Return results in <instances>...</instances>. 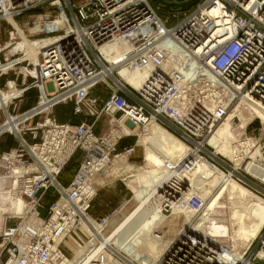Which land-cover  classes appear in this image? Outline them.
<instances>
[{
    "label": "built area",
    "instance_id": "obj_1",
    "mask_svg": "<svg viewBox=\"0 0 264 264\" xmlns=\"http://www.w3.org/2000/svg\"><path fill=\"white\" fill-rule=\"evenodd\" d=\"M45 3L54 15L41 21L39 29L47 35L44 40L55 41L41 57L39 101L20 114L3 113L2 123L0 85V139L10 133L17 142L6 152L0 143L3 264H68L71 257L64 243L73 236L78 238L76 243L82 241L84 226L91 224L90 212L98 194L94 181L107 175L115 160L130 159L139 146L137 142L120 147L124 135L119 120L143 130L154 122L190 148L182 163L205 160L213 165L219 154L209 150L214 148L208 140L232 111L243 102L264 111V0H201L174 26L160 16L163 5L154 0H90L79 7L71 0H0V23L9 22L18 35L10 21ZM120 44V50H110ZM173 59L176 66L164 72ZM185 59L198 63L193 76L184 72ZM131 63L149 69L140 89L116 76L117 67ZM3 66L0 61V78ZM8 86L17 89L13 81ZM99 86L111 90L106 99L95 94ZM32 87H24L17 97ZM69 102L73 114L83 118L80 124L59 123L53 117L55 107ZM104 116L110 118L111 129L98 136L96 128ZM37 117L43 118L33 125ZM239 123L238 117L233 119L236 127ZM245 132L239 136L241 163L231 160L238 175H252L247 171L253 163L252 150L259 148L264 155V135L258 139ZM250 142L254 143L246 157ZM78 152L84 159L65 187L59 178ZM220 161L219 167H230L228 161ZM261 168L264 172V164ZM256 180L264 185L263 180ZM52 189L59 199L43 216V199ZM186 192V187L173 182L162 191L166 213L177 207L202 210L201 196L187 199L183 197ZM4 196L22 201L24 208L17 213L11 201L6 203L4 198L3 203ZM210 239L195 231L183 232L156 264H264V237L258 241L256 254L244 252L232 262L220 258L228 247ZM109 263L133 264L122 258ZM91 264L105 263L97 259Z\"/></svg>",
    "mask_w": 264,
    "mask_h": 264
},
{
    "label": "bare ground",
    "instance_id": "obj_2",
    "mask_svg": "<svg viewBox=\"0 0 264 264\" xmlns=\"http://www.w3.org/2000/svg\"><path fill=\"white\" fill-rule=\"evenodd\" d=\"M88 1L90 0H83L79 3L76 2L73 4L79 7ZM10 22L13 25L14 21ZM54 41L55 40H37L27 42L25 53L26 56L35 64L36 69L33 74H35V76H37V79H39V81L35 85L36 87L41 86V80L39 76L40 55H42L47 47L54 43ZM9 46L10 45H7V47H5L3 50L10 48ZM121 48L122 44L112 46L110 50L117 51ZM175 53L179 55L182 54L179 50H176ZM173 61L174 59L168 61L166 69H163L164 72L165 70L169 71L171 66H176ZM185 63H187V67H185L186 70L184 72L188 74V76H193L195 71L199 69L198 63L189 59H185L183 65H185ZM13 65H15V61L6 64L5 66H3V69L6 68V72H9L10 67H12ZM113 69H111L110 72H113ZM180 69L181 67H179V70ZM148 70L149 69L147 68H140L139 66L131 63L117 67L116 72L118 78L121 81H125L132 87L140 89L149 75ZM202 72L207 74V71L205 70H203ZM209 77L210 79L214 80V76H212L211 74L209 75ZM10 93L8 94L3 92L2 94V103H4L2 104V107L4 109L5 115L8 114V107L6 106L8 103L7 100H9V98L17 97L22 94L21 90H14L12 92V95H10ZM236 117L240 119V123L237 127L233 124V119ZM255 118L261 119L264 125V111L259 108L250 106L245 102L237 106L236 109L233 110L229 117L226 119V121H224L223 124L213 132L208 140L209 144L216 150L215 154H221L235 161L237 164H240L242 154L240 153L241 148L239 146V143L241 142V140L239 136H241L247 130V126ZM119 126L121 127L120 133L122 135H139V145L143 146L145 150L149 147H152V153H161L163 147L168 144L174 152L169 156V158L163 165L153 168L149 171L142 170L139 166L131 164L129 162L130 159L128 158H119L113 162L107 172V175L98 177L94 181L96 190H98L99 192L101 189L107 187L109 188L110 185L115 184L117 181L116 178L118 177V173H120L121 171L125 172L126 176L124 178V181H126V184L132 190L134 194L133 199L139 205L135 208V210L129 212L128 214L126 213L127 215L117 225L115 224L116 226L113 228L109 236H106L105 238H102L101 231L97 234H92L88 230H85L87 234H89L91 238H93L91 241L89 240L90 243L93 244V247L89 254H86V256L83 255L85 257L84 260L82 259V261H80L78 264H91L92 261H96L97 259L106 264V262L110 260L109 258L111 256L105 250V247L108 246H116L120 248V250H122L125 255L128 254L129 260L133 264H156L159 259L163 257L171 244H173L174 241L183 232L193 233L195 231L196 233L203 235V237L206 236L207 238H209L210 236H208L207 233L204 232L205 226L203 222V215H201V218L196 223L193 221L195 216L200 214L201 211L196 212L192 208L188 209L187 207L183 209L181 207H177L173 212L175 215L172 217L174 218L175 216L180 215V213L184 215V230L175 233L173 236L174 239L169 238L168 240L164 241L160 239L155 243V246H153L152 244L148 248L149 254H151L155 260L154 262L150 261L149 258L145 256H141L140 253L136 252L135 250H132L131 253L127 252V246L129 245L128 243H132L134 246L138 245L143 238H146L147 235H150V232H153L155 227L159 225L164 226L166 221H168V219L164 215L167 211V206L165 205L166 196L162 193V191L168 188V186H170L172 182L175 185L179 184L186 187L187 192L183 195V197L186 196L187 199H191L194 194H199L201 196L202 190L207 186H219L220 188L228 190V201L231 207L232 216L230 239L234 243V250L232 251V255L225 256L226 252H231V249L227 251L230 247L227 246L228 249L226 248L227 250H225L220 258L225 262H232L234 259L239 260L242 256V253L237 252V246L239 245V242H242L248 247L251 244V240H255L264 228V200L254 194V192H251L249 188L239 184L235 179L232 178L231 174L227 175L220 168L211 165L205 160L196 161V163L192 161L189 164H186L185 162L182 163L183 161H185L184 159L186 158L187 154L191 152L190 148L183 142L179 141L170 132L156 125L154 122L147 125L144 128L145 130H143V132L145 133L142 134L139 133V127H131L123 119L119 120ZM125 127H128L133 131L138 129V131L131 134L129 129H126ZM11 128L12 130L14 129V127ZM253 143L254 142H250V145L245 148L246 157H248V153L249 151H251ZM255 147L256 146H254V148ZM249 154H251L250 157L253 159V163L248 164L247 171L256 178L264 181V172L261 168V166H263L264 164V155L259 148H255ZM4 198L5 196L2 199L3 203H5ZM5 199L8 200V202L6 201V203H9V201L12 202L15 209L17 208L15 210L17 213H19L18 211H21L24 208L25 204L22 201H13V199L11 200V198L8 196ZM149 199H152V201L148 203ZM3 209L7 211L9 210V207ZM176 219L177 221H175V218L171 220L168 226H172L174 224L178 225L181 219ZM2 222L3 216L1 213L0 227L2 225ZM85 228L86 226H84V229ZM243 235H249L252 239L249 238L247 239V241H245ZM212 239L214 241V238ZM213 241L211 240L213 244H219L221 245V247H223V244H221L223 242L217 243ZM160 242L162 243L161 245ZM123 245H126V250H123ZM64 246L69 253L74 251L71 248V243H69L68 240L64 243ZM81 253H79L78 255H80ZM73 261L68 258V264H73Z\"/></svg>",
    "mask_w": 264,
    "mask_h": 264
},
{
    "label": "rangeland",
    "instance_id": "obj_3",
    "mask_svg": "<svg viewBox=\"0 0 264 264\" xmlns=\"http://www.w3.org/2000/svg\"><path fill=\"white\" fill-rule=\"evenodd\" d=\"M73 3H79L83 0H71ZM201 2L199 0L190 10L188 11H178L177 17H174V13H176L177 9L162 7L160 11V16L162 18H168L170 20V26H174L178 20H181L185 13L191 11L197 4ZM54 15V10L51 8L48 3L40 4L37 8L32 9L26 12L24 15L15 19L13 26L15 29L17 27H21L20 30L22 32H18L17 35L15 30L12 28L11 24L7 21H2L0 23V49H4L7 45H10L8 49H5L1 52L0 61L2 62V66L8 64L9 62L15 61L16 65L10 67L9 72H6V69L2 72V77L0 78V85L2 87V94L10 93L14 90H22L26 86H33L31 90L25 92L24 95L21 97H17L16 99L11 100L9 98L7 100V111L10 112L11 115L20 114L22 112L27 111L28 109L32 108L36 103L39 101V88L35 85L37 83V76L33 74L35 72V64L32 60H30L25 53L26 45L28 41H37V40H44L47 39V35L42 34L41 30L39 29V23L43 21L47 16ZM37 25V26H36ZM42 55H40V63L42 61ZM7 58V59H6ZM144 70V69H143ZM141 72V70H140ZM143 73V72H142ZM117 76V75H116ZM15 82L17 89H10L8 86V82ZM14 88V87H13ZM111 93V90L105 86H99L95 94L99 95L100 99L103 100L104 98L108 97ZM4 104V103H2ZM57 108V109H56ZM4 109L2 107V123L4 122ZM73 104L72 103H65L61 104L54 108L53 117L60 118L59 120L68 119L71 117H78L73 114ZM56 117H55V116ZM43 118V117H42ZM41 117H37L32 121L33 125L40 122L42 120ZM119 118V116L117 117ZM129 129L128 127H125ZM111 129L110 125V118L104 116L100 123L96 128V134L101 136L108 132ZM121 127L119 126V130ZM263 129V122L261 119H256L247 129L245 132L249 136H254L256 138L263 137L264 131ZM139 133L143 132V129L139 130ZM139 135H124L123 140L120 143V147H128L133 146L139 141ZM0 143H2V151L6 152L11 148H15L17 146V142L14 136L10 133L2 134L0 139ZM152 147H149L145 150V148L139 145L132 157L130 158L129 162L133 165L139 166L142 170H152L153 168L159 167L167 161L169 156L174 152L173 149L166 144L163 147L161 153H152ZM210 151L215 152V149L209 148ZM222 156V157H221ZM208 159L206 156H203ZM218 158H214L216 161L211 162L214 166L220 168L224 173L227 175L229 173H233V178L241 185L249 188L251 192H254L257 196H259L262 200H264V185L261 184L254 176L242 173V175H238L233 171L234 165L231 163V159L228 157L223 158V155L219 154ZM84 159V155L82 152L76 153L72 159L68 162L66 167L64 168L62 175L59 178V181L65 186H69L70 183L73 181L75 176L78 173L79 167L81 162ZM228 161L230 167L221 168L218 164H221L220 160ZM232 167V168H231ZM124 173V174H123ZM117 181L115 184L110 185L109 188L101 189L92 205V209L90 212L92 220L90 221L91 224H88L85 230L89 231L92 234H97L101 231L102 238L109 236L113 228L131 211L135 210V208L139 205L133 198L134 194L129 186L124 181L125 172L121 171L117 174ZM201 198L203 202L201 213L196 215L194 218V222L196 223L203 215V222H204V232L208 234V236L214 238V241L217 243L223 244V246L227 247L230 246L231 252H226L225 256L232 255V251L234 250V243L230 239L231 236V228H232V216H231V207L229 204V194L228 190L224 188H220L219 186L214 187H206L205 191L201 193ZM59 199V195L55 190H50L47 192L43 199V209H41V214L46 216L48 209ZM152 199L148 200V203L151 202ZM122 208V209H121ZM174 212V211H173ZM166 213L164 214L168 221L164 224V226H157L154 228L153 232L149 233L150 235L143 238L140 243L134 246L132 243H128L129 245L127 252L131 253L132 250L139 252L141 256H145L149 258L150 261H155L151 254H149L148 248L153 244L158 242V240H168L169 238L172 239L174 234L184 230V215L180 213V217L175 216L176 218L181 219L178 225H169L170 221L174 218V213ZM127 213V214H126ZM117 218V219H116ZM121 218V219H120ZM114 220V221H113ZM118 220V221H117ZM108 221V222H106ZM104 222V223H103ZM114 222V223H111ZM103 223V224H102ZM116 224V225H115ZM105 226V227H104ZM102 227V228H101ZM108 230V231H107ZM107 231V232H106ZM105 235V236H104ZM82 241H78L76 236H73L68 241L71 243V248L74 250L73 252H68L70 255V260L73 261L74 264H78L82 259L84 260V256L89 254L92 250L93 244L90 241L93 239L87 232H82L80 234ZM244 236V235H243ZM261 237H264V228L256 237V239H252L249 235L244 236V240L251 238V244L247 247L242 242H239L237 246V252L244 253L248 252L250 256H253L259 251V247H257L258 241ZM174 239V238H173ZM90 240V241H89ZM253 241V242H252ZM90 243V244H89ZM226 243V244H224ZM162 243L160 242V245ZM92 245V246H91ZM127 245V244H126ZM126 245L122 246L123 250H126ZM125 247V248H124ZM248 248V249H247ZM247 249V250H245ZM105 250L109 253L110 260L109 262H114L116 258L128 259V254L125 255L120 248L116 246H108L105 247ZM82 252V253H81ZM81 253L80 255H78ZM78 255V256H77ZM115 256V257H112ZM81 258L78 262V258ZM124 257V258H123ZM130 261V260H129ZM131 262V261H130ZM132 263V262H131ZM110 264V263H109Z\"/></svg>",
    "mask_w": 264,
    "mask_h": 264
},
{
    "label": "water",
    "instance_id": "obj_4",
    "mask_svg": "<svg viewBox=\"0 0 264 264\" xmlns=\"http://www.w3.org/2000/svg\"><path fill=\"white\" fill-rule=\"evenodd\" d=\"M199 0H189L183 3H172V2H168L166 0H154L155 3L157 4H161L164 7L167 8H176V9H180L181 11H188L190 10Z\"/></svg>",
    "mask_w": 264,
    "mask_h": 264
},
{
    "label": "crops",
    "instance_id": "obj_5",
    "mask_svg": "<svg viewBox=\"0 0 264 264\" xmlns=\"http://www.w3.org/2000/svg\"><path fill=\"white\" fill-rule=\"evenodd\" d=\"M15 27V26H14ZM20 26L19 27H17V30H18V32L20 33V32H22L21 30H20ZM19 35V34H18ZM20 36V35H19ZM107 98V97H106ZM105 98V99H106ZM57 109V108H56ZM55 116V115H54ZM72 116H73V114H72ZM56 117V116H55ZM60 118H58V117H56V120L59 122V123H67V122H70V123H72V124H80L82 121H83V118L82 117H71V115H70V117L68 118V119H63V120H59ZM129 131H130V133L131 134H133V133H135V132H137L138 131V129L137 130H135V131H133L132 129H130L129 128ZM1 148H2V143H1ZM203 191H205V188L202 190V192ZM208 235V234H207ZM0 255H1V249H0ZM0 264H3V259L0 257Z\"/></svg>",
    "mask_w": 264,
    "mask_h": 264
}]
</instances>
